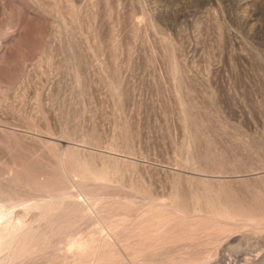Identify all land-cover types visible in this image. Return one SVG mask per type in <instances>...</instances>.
<instances>
[{"label":"rangeland","instance_id":"rangeland-1","mask_svg":"<svg viewBox=\"0 0 264 264\" xmlns=\"http://www.w3.org/2000/svg\"><path fill=\"white\" fill-rule=\"evenodd\" d=\"M0 202L6 264H264V0H0Z\"/></svg>","mask_w":264,"mask_h":264},{"label":"bare ground","instance_id":"bare-ground-1","mask_svg":"<svg viewBox=\"0 0 264 264\" xmlns=\"http://www.w3.org/2000/svg\"><path fill=\"white\" fill-rule=\"evenodd\" d=\"M19 206L23 207L24 205L14 204L13 206H6L0 202V264H6L8 263V258L10 260L13 256L16 257V253L12 251V257L8 256L10 250L14 245L24 241L26 239L25 236H27L25 235L27 230L26 222L20 214L21 210L17 211ZM36 206L38 205L34 207ZM7 250L8 254L2 256Z\"/></svg>","mask_w":264,"mask_h":264}]
</instances>
